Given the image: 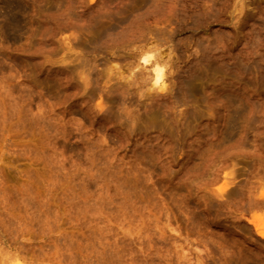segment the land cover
I'll return each mask as SVG.
<instances>
[{
  "label": "rangeland",
  "instance_id": "374dc122",
  "mask_svg": "<svg viewBox=\"0 0 264 264\" xmlns=\"http://www.w3.org/2000/svg\"><path fill=\"white\" fill-rule=\"evenodd\" d=\"M3 1L0 264H264V0Z\"/></svg>",
  "mask_w": 264,
  "mask_h": 264
},
{
  "label": "bare ground",
  "instance_id": "6f19581e",
  "mask_svg": "<svg viewBox=\"0 0 264 264\" xmlns=\"http://www.w3.org/2000/svg\"><path fill=\"white\" fill-rule=\"evenodd\" d=\"M92 1H94V0H92ZM3 3L6 6V8H4V10L6 9V14L4 13V15L7 18V23L9 25V27H11V28L15 27L17 25V13L20 10V6H19V4H18V2L16 0H4ZM5 6L3 5V7H5ZM137 6H138V0H136L134 3H132L131 6L129 5V7L125 8L123 10L124 14L122 16L115 17L116 26H109L107 28L108 29H112L113 32H118V33L126 32V31L128 32V30L130 31V29L128 28V27H130V22L128 21V17L130 15L139 16L138 15L139 12L138 11L136 12V10L139 9V8H137ZM170 8L171 7H170V5L168 3V0H153V11H154V13L155 12H157V13L164 12V11L170 9ZM134 12H136V13H134ZM104 16H105L104 14H100L99 15V17H101V18H105ZM111 16L112 15H110V17ZM117 25L121 27L120 29L122 31L119 32V29L116 28ZM159 58L161 59V57H159ZM143 60H144V62H147V58L146 57H144ZM158 62H159V60L157 59L155 61V68H154V70L156 72L155 81L156 80L159 81L163 77V70L157 64ZM252 202H253V204H256V205L260 203V201L257 200L256 198H254V200ZM251 221H253V220H251ZM260 234L262 236H264V231H260Z\"/></svg>",
  "mask_w": 264,
  "mask_h": 264
}]
</instances>
